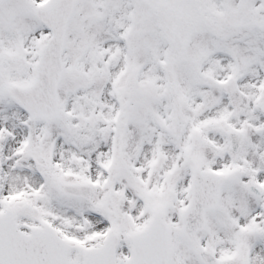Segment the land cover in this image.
I'll return each mask as SVG.
<instances>
[{"label":"snow or ice","instance_id":"1","mask_svg":"<svg viewBox=\"0 0 264 264\" xmlns=\"http://www.w3.org/2000/svg\"><path fill=\"white\" fill-rule=\"evenodd\" d=\"M0 264H264V0H0Z\"/></svg>","mask_w":264,"mask_h":264}]
</instances>
